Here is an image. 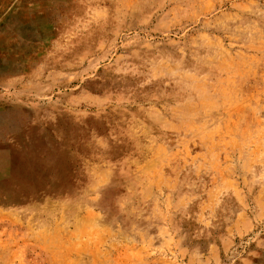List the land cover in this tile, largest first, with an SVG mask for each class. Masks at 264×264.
I'll list each match as a JSON object with an SVG mask.
<instances>
[{"label": "rangeland", "instance_id": "obj_1", "mask_svg": "<svg viewBox=\"0 0 264 264\" xmlns=\"http://www.w3.org/2000/svg\"><path fill=\"white\" fill-rule=\"evenodd\" d=\"M0 264H264V0H0Z\"/></svg>", "mask_w": 264, "mask_h": 264}, {"label": "trees", "instance_id": "obj_2", "mask_svg": "<svg viewBox=\"0 0 264 264\" xmlns=\"http://www.w3.org/2000/svg\"><path fill=\"white\" fill-rule=\"evenodd\" d=\"M30 153V158L33 157L32 154H34L35 152L33 151H29ZM44 155L42 152H39L38 156ZM45 157V156H44ZM29 158V159H30ZM27 162H25L27 164L28 167H30L32 165V162L28 159V157L26 156ZM32 159V158H31ZM55 165V164H54ZM38 171H41L40 173L43 174V179L46 178L44 184L41 187H34V189H36V191L42 192L44 196H50V197H57L59 195L62 194V191L60 190V186L58 184V182L50 180L49 177L54 175V176H58V174L52 171H48L47 169H37ZM56 174V175H55ZM31 189V188H29ZM8 200V199H7Z\"/></svg>", "mask_w": 264, "mask_h": 264}]
</instances>
